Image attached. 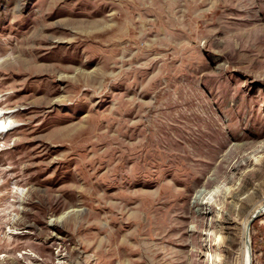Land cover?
I'll return each instance as SVG.
<instances>
[{"label": "rangeland", "instance_id": "374dc122", "mask_svg": "<svg viewBox=\"0 0 264 264\" xmlns=\"http://www.w3.org/2000/svg\"><path fill=\"white\" fill-rule=\"evenodd\" d=\"M4 110L0 264H264V0H0Z\"/></svg>", "mask_w": 264, "mask_h": 264}, {"label": "bare ground", "instance_id": "6f19581e", "mask_svg": "<svg viewBox=\"0 0 264 264\" xmlns=\"http://www.w3.org/2000/svg\"><path fill=\"white\" fill-rule=\"evenodd\" d=\"M135 3V2H134ZM8 110H4L2 111V114L0 113V131H4L8 128L9 126V122L10 121H6L3 118V114H5ZM245 224H243V229L245 228ZM243 264H249V255L247 252H245V258H244V263Z\"/></svg>", "mask_w": 264, "mask_h": 264}, {"label": "water", "instance_id": "95a60500", "mask_svg": "<svg viewBox=\"0 0 264 264\" xmlns=\"http://www.w3.org/2000/svg\"><path fill=\"white\" fill-rule=\"evenodd\" d=\"M264 210V206L260 209H257L256 211H254L251 215V217L249 218V222H248V225H247V228L249 227V225L251 224V222L257 217L258 213L260 211H263ZM248 249H249V253H250V247H249V240H248Z\"/></svg>", "mask_w": 264, "mask_h": 264}]
</instances>
